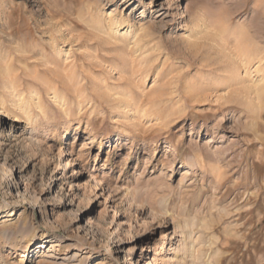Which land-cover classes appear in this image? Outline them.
Wrapping results in <instances>:
<instances>
[{
  "label": "rangeland",
  "instance_id": "374dc122",
  "mask_svg": "<svg viewBox=\"0 0 264 264\" xmlns=\"http://www.w3.org/2000/svg\"><path fill=\"white\" fill-rule=\"evenodd\" d=\"M0 218V264H264V0H0Z\"/></svg>",
  "mask_w": 264,
  "mask_h": 264
},
{
  "label": "bare ground",
  "instance_id": "6f19581e",
  "mask_svg": "<svg viewBox=\"0 0 264 264\" xmlns=\"http://www.w3.org/2000/svg\"><path fill=\"white\" fill-rule=\"evenodd\" d=\"M51 133L52 135L56 136V135H61V137L58 138V140H62L64 138H66V136L70 133V130L68 129H64V130H61L59 131L57 127L53 128L51 130ZM112 135L113 137L117 136V133L116 132H109L107 133V135ZM16 215V212L14 209H11L9 210V217H12V216H15ZM1 220V218H0ZM51 242V239L48 235H45L43 237H40L38 239H35L33 241H31V247L32 246H35V245H39V244H47ZM26 250H30V248H26ZM131 264H135L134 262H131Z\"/></svg>",
  "mask_w": 264,
  "mask_h": 264
}]
</instances>
